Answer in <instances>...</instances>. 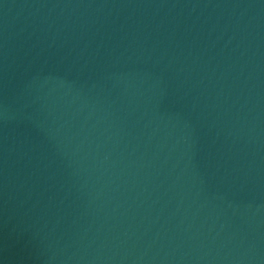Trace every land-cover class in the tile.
<instances>
[{
  "label": "water",
  "instance_id": "obj_1",
  "mask_svg": "<svg viewBox=\"0 0 264 264\" xmlns=\"http://www.w3.org/2000/svg\"><path fill=\"white\" fill-rule=\"evenodd\" d=\"M0 264H264V0H0Z\"/></svg>",
  "mask_w": 264,
  "mask_h": 264
}]
</instances>
